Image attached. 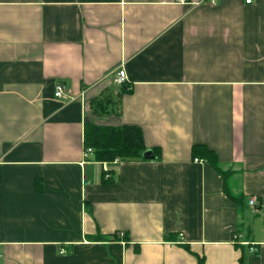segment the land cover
Listing matches in <instances>:
<instances>
[{
  "label": "crops",
  "instance_id": "obj_1",
  "mask_svg": "<svg viewBox=\"0 0 264 264\" xmlns=\"http://www.w3.org/2000/svg\"><path fill=\"white\" fill-rule=\"evenodd\" d=\"M191 1L0 0V264H264V0Z\"/></svg>",
  "mask_w": 264,
  "mask_h": 264
},
{
  "label": "trees",
  "instance_id": "obj_2",
  "mask_svg": "<svg viewBox=\"0 0 264 264\" xmlns=\"http://www.w3.org/2000/svg\"><path fill=\"white\" fill-rule=\"evenodd\" d=\"M84 143L85 148L91 147L95 158L102 162H112L115 159L137 160L143 157L147 150L142 128L131 124L114 126L87 121L84 128ZM154 153L157 155L158 150L154 149ZM193 155L212 163L227 179L228 172L220 168L218 155L214 150L205 144H197L193 146ZM226 190L234 199L240 200L238 196H234L229 192L227 186ZM243 245L248 246L249 250L251 247L257 250L251 242ZM240 263L247 264L243 257H241ZM199 264H205L203 257L199 258Z\"/></svg>",
  "mask_w": 264,
  "mask_h": 264
},
{
  "label": "built area",
  "instance_id": "obj_3",
  "mask_svg": "<svg viewBox=\"0 0 264 264\" xmlns=\"http://www.w3.org/2000/svg\"><path fill=\"white\" fill-rule=\"evenodd\" d=\"M175 2H179V3H194V4H199L200 1H191V0H174ZM212 2H216V0H211ZM253 0H246L247 3H250L252 2ZM113 80L114 82L117 84V85H122L125 83L126 81V71L124 68H120L118 69L117 71L114 72L113 74ZM55 96L58 97V98H72L73 96L71 95V90L66 86L65 83L63 82H59L55 85ZM90 153H93V149L91 147L89 148H85L84 149V156L87 157ZM118 159H115L113 162H117ZM103 170L105 172V176L106 177H109L110 174H109V166H108V163L107 162H104V166H103ZM256 202L257 200L255 198H252L250 200V204L253 205V206H256ZM243 244H248L247 241H244L242 242ZM256 249L254 247H251L250 248V251L251 252H254Z\"/></svg>",
  "mask_w": 264,
  "mask_h": 264
}]
</instances>
